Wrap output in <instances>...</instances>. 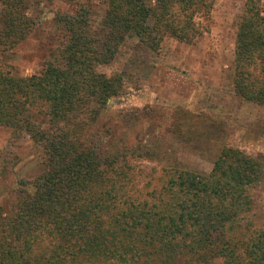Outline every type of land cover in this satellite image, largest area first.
Listing matches in <instances>:
<instances>
[{
  "label": "trees",
  "instance_id": "1",
  "mask_svg": "<svg viewBox=\"0 0 264 264\" xmlns=\"http://www.w3.org/2000/svg\"><path fill=\"white\" fill-rule=\"evenodd\" d=\"M87 1L0 0V54L28 39L36 9L76 8L55 13L63 45L39 73L0 56V129L27 135L42 168L0 208V264H264V228L248 218L263 164L225 147L210 173L139 166L161 160L130 137L138 116L109 117L128 76L98 70L133 39L194 44L217 0H104L99 22ZM233 66L236 96L264 108V0H244Z\"/></svg>",
  "mask_w": 264,
  "mask_h": 264
},
{
  "label": "rangeland",
  "instance_id": "2",
  "mask_svg": "<svg viewBox=\"0 0 264 264\" xmlns=\"http://www.w3.org/2000/svg\"><path fill=\"white\" fill-rule=\"evenodd\" d=\"M85 4L93 10L94 20L101 21L107 9L104 0ZM243 8L244 0H217L209 31L194 44L166 39L154 51L133 39L121 48L115 62L98 67L108 76H128L125 92L114 102L109 117L138 116L137 126L131 120L130 137L142 150H156L161 160L139 161V166L161 170L172 165L210 173L225 147L240 149L264 166V108L237 97L233 83ZM75 10L55 3L33 11V32L13 51L0 54L1 62L20 76L39 73L63 45L55 13ZM180 112L185 117L177 120L181 125H174ZM125 132L121 130L120 136ZM41 169L38 151L27 135L0 129V208L10 204L19 178L32 179ZM252 195L255 207L248 218L255 228H264V177Z\"/></svg>",
  "mask_w": 264,
  "mask_h": 264
}]
</instances>
